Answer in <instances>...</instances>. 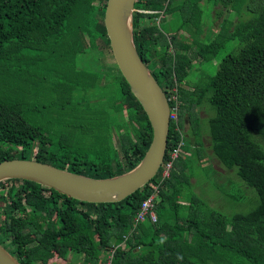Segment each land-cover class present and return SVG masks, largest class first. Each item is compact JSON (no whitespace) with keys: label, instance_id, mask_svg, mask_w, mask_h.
<instances>
[{"label":"trees","instance_id":"1","mask_svg":"<svg viewBox=\"0 0 264 264\" xmlns=\"http://www.w3.org/2000/svg\"><path fill=\"white\" fill-rule=\"evenodd\" d=\"M95 1L0 0V161L33 159L106 178L129 171L145 154L151 125L116 63L104 58L113 56L104 25L107 0ZM201 4L215 18L225 14L209 42L199 37ZM132 24L139 56L176 107L157 174L121 201L104 203L29 180L1 181L0 244L20 264H49L53 255L104 264L114 248L112 264H264V0H136ZM228 43L232 51L216 72L201 86L190 84L193 60L207 61ZM85 51L95 59L85 71L109 89L102 102L80 96L86 86L79 83L76 59ZM68 58L71 67L62 64ZM55 72L68 91L60 104L43 84ZM203 108L207 130L200 126ZM88 136L95 142L85 147ZM205 147L256 191L251 210L225 214L193 190ZM152 194L156 221L137 220Z\"/></svg>","mask_w":264,"mask_h":264},{"label":"water","instance_id":"2","mask_svg":"<svg viewBox=\"0 0 264 264\" xmlns=\"http://www.w3.org/2000/svg\"><path fill=\"white\" fill-rule=\"evenodd\" d=\"M135 2L107 0L104 25L115 63L151 125L152 138L141 160L122 174L92 178L33 159L10 158L0 161V182L29 180L79 201L104 203L121 201L155 177L167 147L171 108L164 91L136 50L132 24ZM0 264L20 262L0 244Z\"/></svg>","mask_w":264,"mask_h":264},{"label":"rangeland","instance_id":"3","mask_svg":"<svg viewBox=\"0 0 264 264\" xmlns=\"http://www.w3.org/2000/svg\"><path fill=\"white\" fill-rule=\"evenodd\" d=\"M95 2H99L96 0ZM203 8L206 9L204 12V21L202 24V27L204 29V33L201 34L199 37L204 42H209L216 34L218 28H219V22L221 21L222 17L215 18L213 15L214 13H209L208 4H201ZM156 22H159V18L156 19ZM79 28V26H77ZM81 27V26H80ZM77 28V29H78ZM76 34V33H75ZM75 36V35H74ZM80 35H76L75 38L78 39L79 43L83 47H88L89 43L85 40V38H80ZM230 43H228L223 49H220L216 56L211 57L207 61H203L200 63V57H196L193 60L192 68L190 69L188 76L186 79L190 82V84L201 86L203 85L210 75L214 74L217 70L218 64L220 60L223 58L224 55L231 52L232 49H230ZM232 47L235 45H231ZM78 58L76 59V68L79 70V83L82 87L80 89V96H84V94H87V100L92 103H98L102 102V97L108 96L107 93L109 92V89L100 87L102 85L101 83H95L93 81V78L91 75H89L86 69L91 67L87 66L89 62H92L95 60L92 57V54L88 52L84 53H78ZM111 56V54L108 56H105L106 61L108 63L112 64V62H115L114 57ZM70 62V63H69ZM66 67H71V60L68 58L66 61L62 63ZM70 64V66H69ZM94 68L96 69L95 64H93ZM62 81L61 76L59 75V72H55L50 78L43 81V84L46 88L50 87L49 89L50 93L54 96V99L58 101V104H60V100L58 97L64 98L63 95H67L68 91L64 93V87L61 85H58L59 82ZM57 85V90L53 89ZM90 84H96V86H90ZM65 85H68V82L66 81ZM175 97V95H173ZM67 99V98H65ZM207 104V103H206ZM209 106V105H208ZM205 108L200 109L199 115L202 117L200 120V126L202 129L207 130V114L204 111ZM211 109V108H210ZM214 110L213 108L209 112V114H213ZM122 118L126 119V111L121 115ZM73 125V122H72ZM188 127V122L185 124V126L182 127V131H184ZM104 127L102 126V129ZM120 128V127H119ZM101 129V133L102 132ZM62 127L54 128V132L56 134H61ZM68 132V129H66ZM109 134H111V137L113 138V141H116V136L113 130L108 131ZM109 134H107L109 136ZM57 136L55 137V139ZM61 138V136H60ZM58 138V141L60 140ZM107 139V138H105ZM84 141L85 147H90L94 144L95 140H92V137L88 136L82 139ZM75 140H73V143ZM203 142L204 145H208L207 136L206 134H203ZM117 146V143H116ZM118 147V146H117ZM91 156V155H90ZM89 156V157H90ZM199 165H201L199 169ZM197 165L196 170H199L200 176H195V178H191V183L193 184V190L196 192V194L203 198L205 201L209 202L211 206L220 209L225 214H231L233 212H247L251 210L258 202V196L256 191L245 184V182L240 179L238 176L233 175L231 170H227L223 165H221L216 159L211 157V151L205 147L204 149V160L201 161V164ZM214 169V170H213ZM217 171L218 173H216ZM28 213H25L24 216H27ZM28 217V216H27ZM72 257V263H71V256L69 259H62L57 257L56 255H53L49 258V264H82V257H77L75 261H73Z\"/></svg>","mask_w":264,"mask_h":264},{"label":"built area","instance_id":"4","mask_svg":"<svg viewBox=\"0 0 264 264\" xmlns=\"http://www.w3.org/2000/svg\"><path fill=\"white\" fill-rule=\"evenodd\" d=\"M175 98V97H173ZM171 108V107H170ZM176 107H174L173 109H171L170 111V119L173 118V119H176ZM183 143L180 142L178 147L175 148L172 153H171V159L166 163V166L163 170V175H167L168 174V169L172 163V160L175 159L179 152H180V145H182ZM155 196L154 194L152 195H149L141 204L140 206V210L137 214V217L136 219L137 220H144L146 219L147 217H149L152 221H156V214H155V211H154V205H153V200H154ZM115 249V248H114ZM114 249H112L110 255L108 256L106 262L104 264H112V255H113V252H114Z\"/></svg>","mask_w":264,"mask_h":264}]
</instances>
